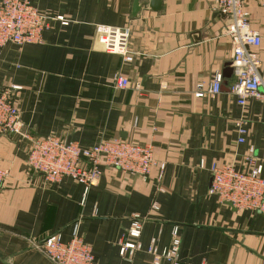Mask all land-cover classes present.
<instances>
[{
    "label": "crops",
    "instance_id": "obj_1",
    "mask_svg": "<svg viewBox=\"0 0 264 264\" xmlns=\"http://www.w3.org/2000/svg\"><path fill=\"white\" fill-rule=\"evenodd\" d=\"M31 1L67 24L53 21L41 43L0 48V87L21 86L15 97L30 133L84 147L101 138L151 144L155 165L147 180L107 168L86 191L70 177L46 181L27 164L29 139L0 135V167L8 170L0 195V258L54 264L36 244L56 232L69 240L77 224L96 264H153L178 226L185 264H264V213L209 193L214 162L244 171L262 165L264 176V102L250 98L241 106L228 89L232 43L223 15L208 0H163L160 11L143 6L136 17L134 0ZM246 5L263 39L264 66V8L256 0ZM97 24L130 27L133 61L104 50ZM216 73L224 77L221 93L198 97ZM121 74L130 80L123 89L116 85ZM241 118L244 143L237 141ZM136 216L142 246L121 255L122 242H135L129 230Z\"/></svg>",
    "mask_w": 264,
    "mask_h": 264
},
{
    "label": "built area",
    "instance_id": "obj_2",
    "mask_svg": "<svg viewBox=\"0 0 264 264\" xmlns=\"http://www.w3.org/2000/svg\"><path fill=\"white\" fill-rule=\"evenodd\" d=\"M212 9L225 18L224 32L232 43L233 80L229 84L230 93L241 106L248 99L264 102V66L259 49L262 36L251 21L246 0H208ZM264 8V0H256ZM60 20L67 24L62 16L53 17L38 8L31 0H0V48L15 43L18 45L41 43L43 33ZM97 40L109 53L119 54L126 62L133 61L130 50L131 29L128 26L97 24ZM224 77L216 73L206 91H198V97H215L221 93ZM130 80L125 74L116 78L117 87L129 86ZM200 85V89H201ZM20 86L12 85L0 90V135L15 134L29 139L28 166L44 176L50 183L70 177L88 191L103 176L105 169L112 168L147 180L155 165V153L151 144H137L127 139L101 138L95 144L84 147L77 141L63 139L54 134L33 136L24 125L15 98ZM238 143L246 141L248 129L243 118L237 121ZM252 152V150L250 151ZM253 162L252 158H248ZM164 167L162 166V169ZM212 182L210 194L218 195L222 200L232 203L237 209H247L264 213V176L262 165L253 166L249 171L238 169L231 163H212L210 167ZM8 170L0 167V195ZM157 208V207H155ZM142 231V219L134 217L129 236L135 242L121 243L120 253L133 255L141 248L138 241ZM172 242L154 257L153 264L161 259L171 264H185L179 259L181 239L179 228L172 232ZM42 248L46 257L54 264H96L92 246L74 225L72 236L64 240L60 232L48 235L36 244ZM154 252L153 248H149Z\"/></svg>",
    "mask_w": 264,
    "mask_h": 264
},
{
    "label": "water",
    "instance_id": "obj_3",
    "mask_svg": "<svg viewBox=\"0 0 264 264\" xmlns=\"http://www.w3.org/2000/svg\"><path fill=\"white\" fill-rule=\"evenodd\" d=\"M143 6H147L148 8L155 10V11H160L163 6V0H149L147 5H144L143 3H141V0H134L133 8H132V17H136L140 13ZM228 203L232 205V203L230 202ZM0 264H12V263L0 258Z\"/></svg>",
    "mask_w": 264,
    "mask_h": 264
},
{
    "label": "rangeland",
    "instance_id": "obj_4",
    "mask_svg": "<svg viewBox=\"0 0 264 264\" xmlns=\"http://www.w3.org/2000/svg\"><path fill=\"white\" fill-rule=\"evenodd\" d=\"M12 86V85H11ZM18 86V85H17ZM21 87V86H20ZM2 87H0V90H1ZM4 88V87H3ZM15 95V94H14ZM16 98V97H15ZM16 102H17V99H16ZM18 105V104H17Z\"/></svg>",
    "mask_w": 264,
    "mask_h": 264
}]
</instances>
